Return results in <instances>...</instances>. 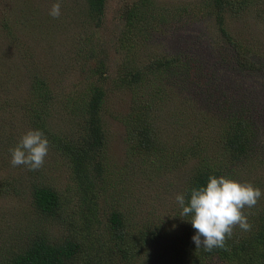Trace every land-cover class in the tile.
<instances>
[{"label": "trees", "instance_id": "16d2710c", "mask_svg": "<svg viewBox=\"0 0 264 264\" xmlns=\"http://www.w3.org/2000/svg\"><path fill=\"white\" fill-rule=\"evenodd\" d=\"M107 1L78 0L73 9H63L75 26L69 25L73 32L66 38L73 55L87 64L95 61L94 67H87L90 76L103 77L108 66L107 52L96 39ZM262 4L264 0H200L199 7L182 5L171 11L157 0H134L120 10L123 29L114 64L117 85L131 91L141 89L142 94L147 91L150 99L139 98L124 116L128 161L116 170L112 169L106 142L104 88L97 81H89L82 93L78 91L60 102L45 73L35 71L37 65L33 67L31 62L34 55L26 47L27 53L17 60L23 59V69L27 70V91L21 102L17 98L13 102L21 103L25 109L28 128L44 132L49 147L63 161L67 182L62 188L55 187L43 173L28 170L30 180L26 187L33 209L55 223L60 233L26 239L0 264H264V196L254 207L243 209L251 225L249 230L235 226L232 235L226 237L224 248L206 252L193 244L194 229L187 222L189 217L181 215L176 200L173 212L181 224L178 230L169 232L163 222L148 221L139 227L131 223L129 216L133 211L123 209L119 192L127 187L129 169L134 168L135 175L147 178V171L154 176L167 175L182 164H190L191 168L178 194L206 184L209 176H223L259 188L256 177L251 176L264 167V105L259 108L255 96L250 100L246 95L236 104L215 100L220 104L214 107L218 113H212L218 120L212 124V139H198L193 148L169 150L164 147L166 140L158 126L163 111L173 110V103H178V107L193 103L204 94L206 86L218 88L212 78L215 66L211 67L210 61L208 66L202 62L201 54L183 50L154 54L142 61L137 60V55L154 35L184 27L198 17L200 22L208 20L209 24L191 41L189 50H201V42L208 39L222 69L262 73L264 63L254 45L225 24L227 14L240 17L251 9L256 15L263 13ZM188 10L192 12L187 13ZM10 13L0 16V30L5 38L14 35L22 19L26 18L30 25L36 23L29 15L11 20ZM19 47H23L20 42L13 46L22 52ZM53 112L55 123L50 121ZM12 182L0 179V197L13 192ZM71 205L73 210H69Z\"/></svg>", "mask_w": 264, "mask_h": 264}, {"label": "rangeland", "instance_id": "374dc122", "mask_svg": "<svg viewBox=\"0 0 264 264\" xmlns=\"http://www.w3.org/2000/svg\"><path fill=\"white\" fill-rule=\"evenodd\" d=\"M77 1L60 0L61 15L54 18L49 15V10L57 0H0V16L11 12L9 15L11 20H19L29 15L36 22L30 25L26 18L22 19V25H19L14 35L6 38L4 31L0 30V81L2 85L0 87V179L13 181L11 188L13 192L0 197V262L9 252L18 250L28 238L44 233L54 237L60 233L55 223L42 218L31 205L29 190L26 187L30 180L27 174L29 169L24 165L13 166L10 163V150L30 129L24 121L25 109L22 108L21 103L13 102L14 98L21 102L27 91V73L25 74L27 70L23 69V59L17 60V57L27 53L25 48L29 49L28 53L34 55L31 62L33 67L37 65L35 71L45 73L49 86H54L53 92L60 102L75 95L78 91L82 93L89 81H97L98 85L104 88L106 93L104 118L106 142L113 170L128 161L125 152L124 116L128 113L132 103H137L139 98L150 99L147 91H143L142 94L141 89L131 91L125 86L118 87L116 80L118 72L114 68L115 59L118 57L117 40L123 29L119 12L134 0H108L106 3L103 24L96 34V39L107 52L108 66L103 77L95 74L89 75L87 67H94L95 61L92 59L87 64L86 61L75 57L72 52L73 48L66 39L73 31L69 27L72 24L71 18L68 14H63V9L64 7L69 10L73 9ZM157 1L171 11L182 8V5L199 7L200 2V0ZM255 9L258 8L255 7ZM189 12L192 10L187 11ZM193 16L196 18L195 12ZM208 24V20L200 22L197 17L196 22L192 20V23L184 27L180 26V30L173 28L165 33L156 34L145 43L142 52L137 55V60L142 61L145 57L154 54L161 55L166 52L171 54L183 50L184 53H199L201 54L199 59L202 62L208 66L207 61H210L211 67L215 66L212 78L216 79L218 88L212 85L206 86L204 94L196 97L193 103H183L180 107L178 103H173L171 105L173 110L163 111L158 126L166 140L164 147L169 150L180 147L193 148L198 139L200 141L212 139L214 127L212 124L218 122L212 117V113L214 111L218 113L219 110L214 107L220 104L214 103L215 100H226L236 104L235 102L246 95L250 100L255 96L260 102L258 103L259 108L264 105V72L254 73L242 69L227 72L226 69H222L223 64L214 49L210 50L208 39L201 42L204 46L201 50H189L192 47L191 41L198 33L205 31ZM225 24L231 31L246 36L245 39L254 45L261 55L259 59L264 63V12L256 15L254 9H251L240 17L227 14ZM23 27L25 29H22ZM72 27L75 28L74 24ZM19 42L23 46L19 47V50L23 53L13 48ZM211 57L213 58L210 59ZM51 120L55 123L54 112L50 116ZM56 120L61 122L58 116ZM262 120L264 122V116ZM205 135L207 137H204ZM190 168V164H182L176 170H169L167 175L161 174L160 176H154L152 171H147V178L135 175L134 168L129 169L126 174L127 187L125 186L119 192L123 200L121 202L123 209L129 208L133 211L129 216L130 222L138 227L148 221L163 222L169 232L178 230L181 223L179 219H175L173 203ZM33 171L43 173L46 180L55 187L62 188L67 182L63 161L50 147L44 164ZM251 177H256L255 181L264 192V167L253 172ZM75 200L73 199V204ZM69 210H73V205Z\"/></svg>", "mask_w": 264, "mask_h": 264}, {"label": "clouds", "instance_id": "9594fccd", "mask_svg": "<svg viewBox=\"0 0 264 264\" xmlns=\"http://www.w3.org/2000/svg\"><path fill=\"white\" fill-rule=\"evenodd\" d=\"M49 15L54 18L61 15L60 0L52 4ZM10 151L13 166L37 170L48 155L49 140L42 130L29 129ZM262 196L264 192L251 183L209 176L206 184L177 194L175 200L181 215L189 217L187 222L194 229L191 240L196 249L211 252L224 248L226 237L232 235L235 226L245 231L251 228L243 209L254 207Z\"/></svg>", "mask_w": 264, "mask_h": 264}, {"label": "bare ground", "instance_id": "6f19581e", "mask_svg": "<svg viewBox=\"0 0 264 264\" xmlns=\"http://www.w3.org/2000/svg\"><path fill=\"white\" fill-rule=\"evenodd\" d=\"M9 27V26H8ZM21 45V44H20ZM29 178V177H28Z\"/></svg>", "mask_w": 264, "mask_h": 264}]
</instances>
